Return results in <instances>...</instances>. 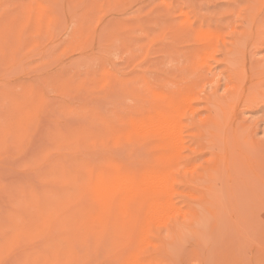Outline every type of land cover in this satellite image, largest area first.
Wrapping results in <instances>:
<instances>
[{"label": "rangeland", "instance_id": "obj_1", "mask_svg": "<svg viewBox=\"0 0 264 264\" xmlns=\"http://www.w3.org/2000/svg\"><path fill=\"white\" fill-rule=\"evenodd\" d=\"M0 264H264V0H0Z\"/></svg>", "mask_w": 264, "mask_h": 264}, {"label": "bare ground", "instance_id": "obj_2", "mask_svg": "<svg viewBox=\"0 0 264 264\" xmlns=\"http://www.w3.org/2000/svg\"><path fill=\"white\" fill-rule=\"evenodd\" d=\"M169 111L168 112L164 111L160 113L158 123L160 129L163 132L169 133L171 135H175L177 130V121H176L177 118L175 116L176 114L174 111H173L174 114L172 111H170L169 113ZM153 178L158 186H165L166 188L168 187L170 179L167 174L156 173ZM117 181L119 185H121V187H124V185L125 184L127 185L129 182H133L131 178H126L125 176H121V175L117 176Z\"/></svg>", "mask_w": 264, "mask_h": 264}]
</instances>
